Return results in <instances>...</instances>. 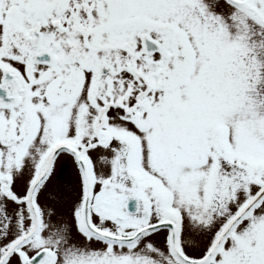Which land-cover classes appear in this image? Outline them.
<instances>
[{"label": "snow or ice", "instance_id": "obj_1", "mask_svg": "<svg viewBox=\"0 0 264 264\" xmlns=\"http://www.w3.org/2000/svg\"><path fill=\"white\" fill-rule=\"evenodd\" d=\"M0 264H264V0H0Z\"/></svg>", "mask_w": 264, "mask_h": 264}]
</instances>
